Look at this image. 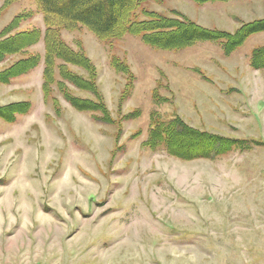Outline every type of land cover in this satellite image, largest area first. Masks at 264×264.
<instances>
[{
    "label": "rangeland",
    "instance_id": "374dc122",
    "mask_svg": "<svg viewBox=\"0 0 264 264\" xmlns=\"http://www.w3.org/2000/svg\"><path fill=\"white\" fill-rule=\"evenodd\" d=\"M144 6L228 31L264 18V0ZM13 19L11 33L45 30L37 0H0L1 37ZM58 31L94 65L116 122L93 120L54 83L45 98L42 39L0 62L2 69L29 53L40 56L27 73L0 82V105L31 104L13 121L0 118V264H264V69L249 61L251 50L264 45V31L229 54L213 41L164 50L134 34L101 37L81 24ZM112 62L134 77L121 104L127 80ZM64 67L88 75L77 65ZM65 83L72 94L93 98ZM156 87L169 101L154 100ZM151 112L178 115L248 147L192 159L151 149L142 144Z\"/></svg>",
    "mask_w": 264,
    "mask_h": 264
},
{
    "label": "trees",
    "instance_id": "16d2710c",
    "mask_svg": "<svg viewBox=\"0 0 264 264\" xmlns=\"http://www.w3.org/2000/svg\"><path fill=\"white\" fill-rule=\"evenodd\" d=\"M147 1L150 0H37L44 15L45 30L34 28L11 33L18 26V21L13 19L0 36V62L8 55L20 53L42 39L45 45L42 83L45 98L49 96L50 87L54 83L74 108L90 113L93 120L98 122L114 123L116 121L110 116L97 87L94 65L81 51H74L65 45L59 35L60 27L81 24L101 37L134 34L140 36L147 45L164 50L182 49L200 41H213L220 44L225 54L237 49L251 34L264 31V18L242 22L234 31H228L203 27L177 12L170 16L150 10L144 6ZM192 1L205 3L216 0ZM249 61L252 67L264 69V45L251 50ZM39 62L40 56L35 53L16 59L0 69V82L7 83L27 73ZM65 63L83 68L87 77L65 70ZM112 65L123 72L127 80L120 96L121 104L129 96L134 77L125 64L119 66L112 62ZM55 68L59 78H56ZM65 81L79 89L88 90L93 98L72 94ZM152 96L158 102L169 101L167 97L159 96L157 87L153 89ZM30 105L26 100L0 105V118L13 121L17 115L28 112ZM138 112L135 110L124 114L122 119H129ZM142 144L151 149L165 150L182 159L215 158L234 148L248 147L243 139L197 129L178 115L163 119L156 112H151L147 138Z\"/></svg>",
    "mask_w": 264,
    "mask_h": 264
}]
</instances>
